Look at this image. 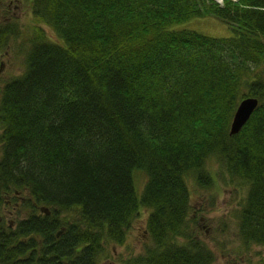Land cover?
Wrapping results in <instances>:
<instances>
[{"label": "trees", "instance_id": "obj_1", "mask_svg": "<svg viewBox=\"0 0 264 264\" xmlns=\"http://www.w3.org/2000/svg\"><path fill=\"white\" fill-rule=\"evenodd\" d=\"M27 2L26 68L0 88V264H101L141 209L152 246L126 264H213L187 185L210 187L213 159L247 188L237 236L264 247V0ZM193 18L231 35L173 29ZM19 34L0 21V57ZM247 97L258 108L231 135Z\"/></svg>", "mask_w": 264, "mask_h": 264}, {"label": "rangeland", "instance_id": "obj_2", "mask_svg": "<svg viewBox=\"0 0 264 264\" xmlns=\"http://www.w3.org/2000/svg\"><path fill=\"white\" fill-rule=\"evenodd\" d=\"M0 15V21L14 23L20 29L19 36L11 41L9 52L0 57L1 88L11 78L24 73L30 45L28 39L36 21L27 0H8L1 5ZM39 26L45 31L48 39L58 41L50 28L44 24ZM173 29H188L218 38L231 35L228 27L214 18H193L174 25ZM207 169L214 180L210 187H202L194 179H187L189 211L193 219L192 233L214 252L213 264H264V247L255 244L247 246L237 236V214L247 188L236 180L232 181L224 166L216 159L209 160ZM134 180L137 191L141 193L146 183V175L137 172ZM20 209L14 204L6 206L3 209L6 220H17V211ZM20 213L23 215V210ZM148 213V210L141 209L138 218L131 224L125 243L122 246L109 244L105 253L107 257L101 264H126L129 258L144 255L151 248V241L146 237ZM183 241L181 238L178 242Z\"/></svg>", "mask_w": 264, "mask_h": 264}, {"label": "water", "instance_id": "obj_3", "mask_svg": "<svg viewBox=\"0 0 264 264\" xmlns=\"http://www.w3.org/2000/svg\"><path fill=\"white\" fill-rule=\"evenodd\" d=\"M258 105L259 100L253 97L245 98L239 103L230 125L231 135L237 134L243 128Z\"/></svg>", "mask_w": 264, "mask_h": 264}, {"label": "built area", "instance_id": "obj_4", "mask_svg": "<svg viewBox=\"0 0 264 264\" xmlns=\"http://www.w3.org/2000/svg\"><path fill=\"white\" fill-rule=\"evenodd\" d=\"M218 3H222L223 2V0H216Z\"/></svg>", "mask_w": 264, "mask_h": 264}, {"label": "bare ground", "instance_id": "obj_5", "mask_svg": "<svg viewBox=\"0 0 264 264\" xmlns=\"http://www.w3.org/2000/svg\"><path fill=\"white\" fill-rule=\"evenodd\" d=\"M238 107V106H237Z\"/></svg>", "mask_w": 264, "mask_h": 264}]
</instances>
